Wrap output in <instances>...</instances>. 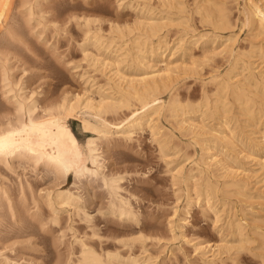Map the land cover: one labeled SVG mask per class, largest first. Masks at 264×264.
Here are the masks:
<instances>
[{"label":"bare ground","instance_id":"6f19581e","mask_svg":"<svg viewBox=\"0 0 264 264\" xmlns=\"http://www.w3.org/2000/svg\"><path fill=\"white\" fill-rule=\"evenodd\" d=\"M161 1L164 3V5L167 4L170 5L172 8L175 7L176 12L178 10L182 11V12L178 11V13L180 12L183 14L185 13V11L191 13L190 11H188L189 9L187 7L189 3L187 2L188 5H186L185 0H161ZM196 1L198 2V0ZM210 1L213 0H204L203 3H200L195 7L196 12H198V14L201 15L200 17H202V19L201 18L200 19L201 20L207 19L208 21L211 22L212 26L221 29L222 31L232 28L234 32L235 24L231 18L232 16L231 10L226 5L227 3L223 4V0H222L221 2L222 5L215 6V3L213 4ZM50 3L51 0H0V264H30L33 261L31 257L24 259L23 253L22 255L19 254L23 250L22 247H24L26 239H28V238L26 239L22 238L24 240H21L19 238L26 235L27 236L30 235L31 237V234L35 233L34 231L35 227L37 228L36 231L38 229H41L42 231H48L49 229H52L51 227L49 228L47 226L48 223L51 222L52 227L53 224L55 226H60L59 230L56 229L57 231H61L60 238L65 237L66 235L65 230L66 229L71 230L72 227L70 224L69 225L65 224L66 226L63 225V221L60 217L61 209L67 207L73 208L74 211H77L78 213L82 212V216H85V218L86 217L90 218L89 213L86 212V210H83L82 208L79 207V203L81 202V196L79 194L80 191L79 192H76L77 190L74 191L75 189H77V187L73 190V188L70 187L55 188L56 187L55 186L53 189L50 187L42 188L41 186V188L39 189L40 185L37 184V182L35 183L31 182V180L28 178L29 176L25 177V179H22L20 174L16 187H13L12 186L13 184L11 185V183L9 182L10 179L4 175L5 171L6 173H8L7 171H9L10 174H12L11 172L14 171L16 172L19 168H22L23 171H25L26 168L32 166L33 168L32 167L31 168L36 172L39 169H43L42 171L45 175L53 174L55 177L57 176L67 177L68 173L72 171L74 172L75 177L78 179V181H80V183L83 182L82 181L83 178H87V177H90L91 179H101L103 180L104 184L107 186L109 193L113 196L110 211L113 214H117L119 217L124 219H129V220L138 219L137 213L134 210V207L132 206L130 200H128L122 194L121 190L123 189V186L121 185V181H120L121 178L118 176L111 177L110 175L109 176L111 178H108L107 176L108 174L104 173V171L106 170L103 169L105 162L104 161L105 150L102 146L103 140L104 141L106 140V143L108 144L109 142L110 144L112 138L115 137L114 134H121L123 137L120 138L124 140L132 139V136L135 133V129L139 127H143L144 125H148L149 127H151L153 132L152 134L156 136L155 134L161 132L163 127L159 125L160 123L158 121L160 120L161 117L164 116L167 118H172L175 124L177 125V127L181 130V133L182 131L183 132L185 131L186 134L189 132L193 134L192 136L194 138L198 139L201 138V136H203L202 138L203 141L206 140V142L207 141L213 142L214 145H217L218 143H226L232 145L231 147H233L236 146L234 141L235 140L234 136L231 135V133L228 134L229 132H232L229 124L231 120L230 117H227L226 114L234 113L233 112L234 103H237L239 105L238 108L240 110L239 113L250 114V115L255 114L256 109L258 110L259 107V106L256 107L258 100L255 99L256 97H259V100L261 98L262 103L264 104V71L262 70L260 71L259 69H258L259 71H256V65H254L255 62L251 60V57L254 58L257 55L254 54L255 56L253 57V54L248 53V50L245 51L241 49L242 47L241 48L237 47L236 45L237 37L236 35H234V33L229 35L228 38L224 41L225 45L221 50L216 52V50L212 48L214 49L212 55L215 56V54L217 55L220 54L223 57H226L230 61V67L226 70L225 73L223 72L224 74L217 72V74H214L212 76L211 80L215 82V87H214L215 91L213 90L216 96V97L214 96L215 99L210 101L209 95L205 90V88L203 87L204 88L203 96L197 103L196 102L192 103L191 100L187 102H183L180 98L181 94L179 95V92H177L176 85L182 74L186 75L187 73L197 72V67H198L197 64L194 61L192 63H186L185 61L179 63V62H173L172 59H170L164 64V66L159 67L157 63L155 62L153 63L150 61L151 59L150 60L148 59V57L154 58L159 56L161 60H163V57H165L166 55L165 53L167 52V50L170 49V51L171 50L174 51V49L170 48V42H169L170 40H167L165 35L160 34L163 28L167 26H169L170 28V26H172L171 24L174 23L173 19L165 18V16L158 18V16L155 17L154 15L151 16L148 15V17L142 18L137 21L138 27L141 29L140 31H142V33L140 32L141 34L138 35L136 34L132 37H129L131 35H129L127 31L126 32L124 31L123 28L124 25L122 27L120 25H112L111 27L112 29H115L114 31L116 32V34L113 33L114 35L110 36L112 38L106 39V36L102 31V27L96 24V22L99 21L100 19L98 20L97 18H94L95 16L93 17L92 15L89 16V14L88 16L84 14L78 16L75 14V12L74 14H71L72 12H70L69 16L66 17L64 16L65 17L64 18L63 15L57 11V7L50 5ZM147 5L149 6V4ZM151 7L154 6L152 5ZM171 7L169 9L170 11H171ZM151 9L152 11L154 10L153 8ZM149 11L152 12L151 10ZM79 13H81V11ZM186 15L187 14H185L184 17H186ZM240 15L241 17H239L238 20H241L242 23L241 25L243 27L248 28V32L251 34L252 38L257 39V41L258 39L262 40L260 41L261 44L260 47L257 48L259 49L258 51H260L259 54L260 58H262V61L264 62L263 0H244V4L242 5ZM184 17L181 18V20L177 19L179 24H183V21L185 20L182 21V19H184ZM189 18L187 17L186 22L189 20ZM73 19L74 21L77 22L78 25L82 26L83 33L81 32V34L84 35V38L82 36L83 38V40H81L82 42L78 40L77 41L80 42L79 45L80 47H82L84 54L83 57L88 59L91 58L94 65L100 64L101 66H103V68L104 67L109 68L108 73L110 72V74L107 73L108 74L106 77L107 81L104 84L101 85L99 84L102 93L98 99L95 98L90 93L83 92V94L80 93H75L73 95L64 94L62 98L60 97L61 99L58 98L59 101L54 100V102H51L52 101L51 100L50 101L51 103L50 102L47 103L48 102L47 100L45 104H42L41 99L38 97L42 93V91H38L36 90V88L34 89H31L30 87H29L30 89L28 88L29 86L28 81L30 77L32 78L31 71L34 62H32V60L30 61L27 54H24L23 51L24 49H26L27 51L33 53L34 55L33 58L35 59L34 61L40 58L39 53L31 48L33 46H30V43L32 44V42H28V37H29L28 35L35 37L40 43L46 45L47 48L51 49L55 54V51L58 48L56 46L57 42H53L49 44L50 40L52 38H55V36L59 34L61 30H64L67 33H69L70 30L66 25V23L70 22ZM169 22H173V23L169 25ZM191 25L189 24V27ZM47 28L50 29V31H48ZM171 28H173V26ZM180 28L181 27H178V29ZM192 30L194 31L193 28ZM48 32H51L52 34L48 35L49 34ZM193 33L195 34V31ZM109 34L111 35L110 32ZM127 35L129 38L124 39ZM200 36L202 37L205 35H200ZM116 37L118 39H115ZM156 37L157 39H155ZM196 37L198 38V36ZM217 37L218 36H216V38ZM180 39H181L180 40L181 43L182 40H184V38L180 37ZM115 40H118V42L121 41L122 44L119 43L118 45V43H116ZM155 40H157V43ZM113 43H116L117 45V47L113 49L117 53L116 55L117 59H113V60H111L112 58L109 59L108 58L109 56L102 57L101 53H97V52L94 53L87 46L88 44H92V48L94 46L95 49L101 50L103 47L105 48L107 47V49L108 47L110 48V46L114 45ZM183 43H185V40ZM179 45L177 44V46ZM173 51H172V57L176 52ZM252 51L254 52V50ZM120 57L123 59H128L130 57L131 59H134V62L136 60V62H138L140 66L144 68V71L135 76H130V75L128 76L118 68L120 64L117 65V61L121 60ZM97 67H99V65ZM16 68L20 69L21 74L18 75L15 73ZM102 70L103 69H101V71ZM237 70L238 71L240 70V72H242L243 74H245L244 72L246 71L248 72V75L242 76L244 77V79L243 78L239 79L240 74L235 73ZM101 73L103 74V71ZM238 74L239 76L238 78H236ZM183 77L185 76L183 75ZM106 78H104V80ZM166 89L173 90V92L171 91L172 93L168 100L163 99L161 96L162 92ZM259 89L263 90L261 91L262 93L259 92ZM228 92H230L231 94L232 97L231 100L229 99L230 96L229 97L226 96ZM223 93H225V96L223 95ZM261 106L264 109V106L263 105ZM193 112H200L203 115L223 114L224 116L225 114L226 117L225 118L221 117L222 119L220 120L219 126L217 128H211L210 126L207 127V125L204 123L194 122L192 117L187 115ZM76 113H78V115L81 114L80 117L83 123V127L87 131L93 133V136H90L88 138L85 147L79 145L74 132L72 131L70 125L68 124L69 122H67L68 117L70 116L72 117V115H75ZM110 113L111 114L113 113L114 115L120 114V116L110 117L109 116ZM159 134L161 135V133ZM156 137L158 138V136ZM162 138L163 137H161L160 139ZM252 140L255 143L254 145H257L259 147L261 146L260 147L261 149H259L258 151L260 152L263 150L262 152L264 153V134L261 136H255L252 138ZM161 143H163L164 145L163 146L162 144H160L161 149L163 150V148L166 146L165 145L166 142L165 144L164 142ZM199 143L200 142H198V144ZM165 148H164L165 152L168 151L169 147L167 148V150ZM203 149L207 151L208 157L207 158L203 157L201 158V160H199L202 162V164L201 167L199 168L200 170L198 171H200L202 177L205 178L206 180L205 183L208 190L203 189L204 192L200 193L199 190L197 189L198 191H196V194L198 193V198L203 197L204 200L207 202L206 204L209 205L208 208L211 207L213 210L211 208L210 209L213 212L215 211L214 214H216L215 216L217 217L216 219L218 221L220 220L222 212L220 211L219 208H217L218 206L214 207L215 204H213V202L211 201L214 195H216L215 193H217L220 190L219 188H217L216 185L217 183L216 184L213 183V181L210 179L211 177H213L212 175L214 173V169L219 168L217 169L218 171L220 169H225V171L234 175L235 177H232V179L230 177L229 178L230 180L226 181L225 185L230 186L231 188L234 187L238 189L239 193L241 192L244 194L247 192L248 186H250L249 185L250 181L247 182L244 179V177H237V176H239L241 173H243V175L249 174L250 173L249 171H251L252 168L250 167L251 168L250 169L245 166H243V168H234L230 164L231 162L228 163L222 158H219L218 157L219 155H217L216 152L212 153L213 152L212 144H206V147H204ZM246 153L247 154L244 155V158H248L250 159V161L251 160L257 161L256 163L259 164L258 165L259 169L263 170L262 172H264V157L248 154V152ZM87 158H90L91 164L86 163ZM82 160L83 162L80 163ZM254 169L255 168H253V170ZM261 170L259 171L261 172ZM225 171L223 170V173ZM259 171L257 172V174L259 173ZM174 173L175 175L173 174V177L175 179L176 178L178 179V177L181 178V176L184 177V171L182 167L180 169H177V171L175 170ZM114 175L115 174H113V176ZM225 176L226 175H224V177ZM220 177H222V175H220ZM41 178H45V177L42 176ZM184 181H186L185 182L187 183L186 185L189 184V180L185 179ZM189 195L187 201H188V205H191L193 199ZM31 203L34 205V209L32 211H30ZM45 209L50 212L47 215V217L45 215L46 214ZM173 209H174L173 218H175L179 212V208H173ZM187 212H189V210ZM49 215L51 216L50 219L48 218L50 217ZM255 220L253 222H255ZM257 221H259L258 218ZM172 222L171 224H173ZM173 226L174 225L171 226L172 231H173ZM229 226L235 238L233 242L227 241L222 244H217L216 245V247H218L217 252H216L217 249L212 250L213 248L211 249L212 252H210L211 250L209 249L208 245L201 246V253L208 261L211 262L214 261L216 258H218V255L220 256L222 250L225 249L224 251L226 253L228 251L229 253L230 251H233L234 252L233 254H235L232 255L230 253V256H232L231 257L232 264H241L239 262L240 259H238L241 257V256L238 257L240 255V252L244 250L249 252L253 251V248L250 247L251 242H253L251 241L252 236L249 235L250 232H247L246 230L247 227H245L243 221L242 222L239 220L229 221ZM256 228L257 227H254L255 230ZM253 233L251 235H253ZM37 234L39 233L37 232ZM30 237L29 239H31ZM259 237H261L260 234ZM11 239L12 241H9ZM261 239H262V243L260 244L259 247L260 252L258 251L260 253V255L259 254L258 255L259 257H261V259L259 260L260 262L258 264H264V252H261V249L264 251L263 234ZM61 240L63 242V239ZM85 240L86 239H83L82 237H75L74 241H72L70 244L68 243L70 246H69V250L67 248V250L69 251L68 253L69 257L67 256L68 259L66 261L67 264H113L114 259L122 258V255L119 252L114 253L111 251L108 253L106 252L105 253L106 255H104L103 253L95 249L93 246H91V244L87 243ZM55 241L57 242V239ZM126 241L127 240H125V242ZM27 242L29 244H33L31 240H28ZM74 243L79 244L80 247L79 253L77 255L75 254V252L77 251L74 252ZM19 248L22 249L21 252H18ZM8 251L11 252L15 251L17 257L10 256L9 254L10 252ZM74 255L76 256V258L74 257ZM22 258L24 259L23 262L21 261ZM143 258H141L140 255H135V254L128 257V259L132 260L133 263L134 262L138 263V261ZM152 258L153 256L151 255L150 257L145 255L146 264H154L155 261L153 262L154 259L151 260ZM26 260L28 262H25Z\"/></svg>","mask_w":264,"mask_h":264},{"label":"rangeland","instance_id":"374dc122","mask_svg":"<svg viewBox=\"0 0 264 264\" xmlns=\"http://www.w3.org/2000/svg\"><path fill=\"white\" fill-rule=\"evenodd\" d=\"M52 1L53 0H51L50 5L54 7L56 6L57 11L61 13L63 17L69 16L70 12H72L71 14H74L75 12V14L78 16H81L83 14L88 16L89 14V16L92 15L93 17L95 16L94 18H97L98 20L100 19L99 21L96 22V24L102 27V31L105 34L106 39L112 38L110 36H113L114 35L113 33L116 34V32L114 31L115 29H112L111 27L112 25H120L121 27L124 25L123 26L124 31L125 32L127 31V33L131 35L129 37H132L136 34L138 35L142 33V31H140L141 29L138 27L137 21L142 18L148 17V15L149 16L154 15L155 17L158 16V18L165 16V18L173 19L174 23L169 22V25L173 23L171 24L173 28H171L172 26H170V28L169 26H167L163 28L160 32L161 35L166 36L167 40H170L169 41L170 48L176 51L173 57H172L173 50L170 51L169 49L165 53L166 55L165 57H163V60H161L159 56L154 58L148 57V59L149 60L151 59L150 61L153 63L154 62L157 63L159 67L164 66V64L170 59H172L173 62L180 63L182 61H185L186 63H192L194 61L197 64L198 67H197V72H195L196 74L195 73H187L188 75L182 74L176 85L177 92H179V95L181 94L180 98L183 102H187L191 100L192 103L195 102L197 103L203 96L204 88L209 95L210 101L215 99L216 97L214 94L215 82L211 80L212 76L214 74H217V72L224 74L226 70L230 67V61L226 57H223L220 54L218 55L215 54V56L212 54L214 49L216 50V52L221 50L225 45L224 41L228 38L229 35L233 33L237 37L236 38L237 47L239 48L242 47L241 49L245 51L248 50V53L253 54V57L257 55L254 58L251 57V60L255 62L254 65H256V71L259 70L264 71V67H263L264 62L262 61V58H260L259 55L260 51H258L259 49L257 48L260 47L261 45L260 41L262 40L258 39L257 41V39L252 38L251 34L248 32V28L243 27L241 25L242 24L241 20H238V18L241 17L240 11L242 9V5L244 4V0H223V4L227 3L226 5L231 10V14H232L231 18L235 24L234 32L232 28L222 31L221 29L212 26L211 22L208 21L207 19H205L206 21L201 20L202 17H200L201 15L198 14V12H196L195 7L200 3H203L204 0H198V2L196 0H188V1L185 0L186 5H188L187 2L189 3V5L187 6L189 10L188 9L187 10L190 11L191 13L185 11V13H183L184 15L180 13L182 11L178 9L177 10L180 11L179 12L180 14L178 13V11L176 12L175 7L174 9L170 5H167L166 3H165L166 5H164V3L161 0H160L161 2L159 0H150V1L149 0H54L53 2ZM210 2L213 4L215 3V6L222 5L221 3L222 0L220 1L213 0ZM147 4H149V6ZM152 5L154 7H151ZM170 7L172 12L169 10ZM151 8L154 9L153 10L154 12L152 11ZM148 9L151 10L152 12H150ZM80 11L82 14L79 13ZM167 11L170 12L168 13ZM185 14H187L188 16L186 15V17H184ZM183 17L184 19H182V21L183 20L185 21H183V24H179L178 20L179 19L181 20V18ZM187 17L190 18L186 22ZM188 23L190 25L192 24L190 26L191 28L189 27ZM66 25L68 26L70 32L67 33L66 31L61 30L60 31L61 33L59 32V34H57L55 38H52L49 43L51 44L53 42H57L56 46L60 48V49L57 48V50L55 51V54L57 55H55L51 49L47 48L46 45L40 43L35 37L31 35H28L29 36L28 42H32V44L30 43V46H33L31 48L39 53L40 58L34 61L35 59L33 58L34 56L33 53L27 51L26 49H24L23 51L24 54H27L29 60L30 61L32 60V62H34L31 71L32 78L30 77L28 81V85H29L28 88L29 87L31 89L36 88V90L42 91V93L38 96L41 99L42 104H45L47 100H48L47 103H49L51 100H52L51 102H54V100L59 101L58 98L60 97L62 98L64 94L67 95L68 94L73 95L75 93L83 94V92L90 93L91 95H93L95 98L98 99L102 93L99 84L100 85L104 84L107 81L106 78L107 75L110 74V72L108 73L109 68H105V67L103 68V66H101L100 64H98L99 67H97L98 65H94L91 58L88 59L83 57L84 56L83 50L82 47H80L79 45V43L82 42L81 40H83L84 38V35L81 34L82 26L78 25L77 22L74 21V19L71 20L70 22H67ZM178 27L181 28L178 29ZM48 28L47 30L50 31V29ZM192 28L194 29L195 34L193 33L194 31L192 30ZM190 29L192 32L190 31ZM109 32L111 33V35L109 34ZM48 33H49L48 35L52 34L51 32ZM200 35H205V36L201 37ZM194 36L195 37L198 36V38L197 37L195 38ZM216 36L218 37L216 38ZM129 37L127 35L124 39H127ZM180 37L184 38L185 43H183L184 40H182L181 42L182 44L180 43L181 40ZM115 39L118 38L116 37ZM155 39H157V37ZM77 40L80 42H78ZM155 41L157 43V40ZM189 41L192 43V45ZM115 42L118 43V45L119 43H121V41L118 42V40H115ZM116 43H113L115 46L114 45L110 46V48L108 47V49L107 47L106 48L103 47L101 50L95 49L94 46L92 48V44H88L87 46L94 53L96 52L101 53L102 57L109 56L108 58L109 59L112 58L111 60H113V59H117L116 57L117 53L113 50L115 47H117ZM176 43L178 45L180 43V45L177 46ZM252 50H254V52ZM123 58L120 57L121 60L117 61V65L120 64L118 68L123 73L127 74L128 76L129 75L135 76L144 71V68L141 67L140 64L136 62V60L134 62V59H131L130 57L128 59H123ZM101 69H103L102 70L103 74L106 73L105 74L106 76L101 73L102 72ZM240 70L239 71L237 70L238 72L237 71L235 72L240 74V76L238 74L236 78H238L239 76V79L242 78L244 79V77L242 76L248 75V72L245 71L244 72L245 74H243L242 72H240ZM15 73L18 75L21 74L20 69L16 68ZM183 75L185 77H183ZM104 78L106 79L104 80ZM100 80L103 82H101ZM171 91L173 92V90H169V89L164 90L161 95L162 98L168 100L171 96L172 93ZM261 91L263 90L259 89V92ZM223 95L225 96V93H223ZM226 96L228 97L230 96L229 99L231 100L232 97L230 92H228ZM255 99L256 100L258 99L256 107L259 106L258 110L256 109L255 114L250 115V114L239 113L240 110L238 109L239 105L237 103H234L233 105L234 113L226 114L227 117H230V120L232 122V123L229 122V124L231 131L233 133L229 132L228 134L231 133V135L234 136L235 139L234 141L236 145L233 146L234 149L233 147H231L232 145L226 143H218L217 145H214L213 142L210 141L206 142V140L203 141L202 139L203 136H201V138H198L199 139L198 140L197 138H194L192 136L193 135L192 133L188 132L186 134L185 131L184 132L182 131L181 133V130L177 127L173 119L164 116L161 117L160 120L158 121L160 123L159 125L161 127L163 126L162 130L160 128L161 132H159L161 133V135L159 133L158 134L160 136L158 134H155L156 136H158L159 139L163 137L160 140L156 136H154V134H152L153 133L152 129L148 125H144L143 127H139L135 129V133L132 136V139L124 140L120 138L123 137L121 134H114L115 137L112 138L110 144L108 141L107 144L106 140L105 141L103 140L102 146L105 150L104 153L105 168L103 167V169L106 170L104 171V173L108 174L107 175L108 178L117 177V176L121 178L120 181H121V185L123 186V189L121 190L122 194L128 200H130L138 216V219H134V220L131 219L132 221L129 219L121 218L117 214H113L110 211L113 196L109 193L107 186L104 184L103 180L101 179H91L90 177H87V178H83L82 180L83 182L80 183V181H78V179L75 177L74 172L72 171L68 173L67 177L65 176L55 177L53 174L45 175L42 171L43 169H39L36 172L35 170L32 169L33 168L32 166H29L30 168L29 167L26 168L25 171H23L22 168H19L16 172L15 171L11 172L12 174H10L9 171H7L8 173H6L5 171L4 175L10 179L9 182L11 183V185L13 184L12 185L13 187H16L19 174L22 179H25V177L29 176L28 178L31 180V182L33 183L37 182V184L40 185V186L38 185L39 189L41 188V186L42 188L50 187L53 189L55 186H56L55 188L70 187L73 188V190L77 187V189H75L74 191L76 190H77L76 192L80 191L79 194L81 196V202L79 203V207L82 208L83 210H86V212H88L90 215V218L86 217L88 219L87 220L85 216H82V212L78 213L77 211H74L73 208L67 207L61 209L60 217L63 221V225L70 224L72 227L71 230L68 229H66L67 231L65 230V234H66L65 237L60 238L61 231L56 230V229L59 230L60 226H55L53 224L52 227L51 222H49L50 225L48 223L47 226L49 228L51 227L53 230L49 229L48 231H42L41 229H38L36 231L37 228L35 227L34 230L35 233L31 234V237L30 235L29 236L26 235L19 238L21 240H24L22 238L25 239L28 238L26 239L25 242L26 245L24 244V247H22L23 250L21 248L18 249V252H21L22 250V252L19 254L22 255L23 253L24 259L31 257L33 261L31 260L32 262L30 264H53V263L67 264L66 261L69 257L68 256L69 255L68 250L70 246L69 244L72 241H74L75 237H82L83 239H86L85 241L87 243L91 244V246H93L95 249H97L99 252L103 253L104 255H106L105 254L106 252L108 253L111 251L114 253L115 252L121 253L122 258L114 259L113 264H146L145 255L149 257L150 255L153 256L151 260L154 259L153 260V262L155 261L154 264H230L232 262L231 260L232 256H230V253L232 255H235L233 254L234 253L233 251H230V253L228 251L226 253L224 249L222 250L220 256L218 255V258H216L214 261L211 262L208 261L202 255L201 246L208 245L210 250L212 248H213L212 250L214 249L216 250L218 248L216 247L217 244H222L227 241L233 242L235 238L231 232L229 221L239 220L241 222L243 221V224L245 225V227H247L246 229L247 232H250L249 235L252 236L251 241H253L250 244V247L253 248V251L251 252L245 250L241 251L242 253L240 252V255L238 256V257L241 256L240 258H238L240 259L239 262L241 264L243 263L258 264L260 262L259 260L261 259V257H259L260 255L259 247L260 244L262 243L261 237L262 234L264 235V175H263L264 172H262L263 170L259 169L258 166L259 164L256 163L257 161L254 160L250 161V159L244 158V155L247 154L246 152H248V154L264 157L263 155L264 153L262 152L263 150L260 152L258 151L259 149H261L260 148L261 146L259 147L257 145H254L255 143L252 140L253 137L261 136L264 134V119H263L264 109L261 106V105L264 106V104L262 103L261 98L260 100L259 97H256ZM187 115L192 117L194 122L204 123L207 125V127L210 126L211 128H217L219 126L220 120L226 117L225 114L224 116L223 114H219V115L216 114L217 116L215 114L203 115L200 112H193ZM80 116L81 114L78 115V113H76L75 115H72V117L71 116L68 117L67 122H69L68 124L70 125L72 131L74 132L79 145L85 147L88 138L90 136H93V133L87 131L83 127V123ZM109 116L117 117L120 116V114L114 115L113 113L112 114L110 113ZM161 142H164V144L166 142L165 144L166 148L165 147L164 148L167 150V148L169 147L168 151L165 152L164 148L163 150L161 149L160 144L163 145V143ZM198 142L200 143L198 144ZM206 144H212V151H213L212 153L216 152V154L219 155L218 156L219 158H222L228 163L231 162L230 164L234 168H243V166L247 168L250 167L252 168V169L250 168L251 171H249L250 172L249 174L243 175V173H241L242 176L241 174L237 176V177H244V179L247 182L250 181L249 184L250 186H248V190L244 194L241 192L239 193L238 189L234 187L231 188L230 186L225 185V182L230 180L229 179L230 177L231 179L232 177H235L234 175L228 173L227 171H225V169H220L221 171L217 170L219 168L214 169V173L212 175L213 177H211L210 179L213 181V183L215 184L217 183L216 184L217 188H219L221 191L218 189L219 191L215 193L216 195L213 194L214 197L211 199V201L213 202V204H215V206L214 205L213 206L214 207L218 206L217 208H219L220 211L222 212V213L220 212L222 218L220 217V220L218 221L216 219L217 217L215 216L216 214H214L215 211L213 212L212 211L213 209L211 207L210 208L212 210L208 208L209 205L206 204L207 202L204 200V198L203 197L198 198V193L196 194V191L198 190L200 193H202L204 192L203 189H207L205 183L206 180L204 177H202L200 171H198L200 170L199 168L201 167L202 164V162L199 160H201V158L203 157L204 158L208 157L207 151L203 149L204 147H206ZM82 162L83 160L80 163ZM90 162H91L90 158H87L86 163H90ZM181 167L183 168L184 171V177L181 176V178L178 177V179L177 178L175 179L173 177V174L175 175L174 173L175 170L177 171V169H180ZM253 168H255L254 169L255 171L259 169L261 170V172L258 170L259 173L257 174L258 171L255 172ZM223 170L227 174L225 172L223 173ZM113 174L115 175L113 176ZM214 174L215 175L219 174V175L215 176ZM220 175H222V177H220ZM224 175H226L225 176L226 178L224 177ZM252 175L254 176L256 175V176L254 177ZM42 176H44L45 178H41ZM183 178L184 180L185 179L189 180L188 185H186L187 183H185L186 181H184ZM188 195L191 196V198L193 199L191 205H188V201H187ZM192 196L195 198H193ZM30 205H31L30 211H32L34 209V205L32 203ZM173 208H179V212L175 218H173V213H174ZM187 209L189 210V212H187L188 211ZM45 212H46L45 215L47 217V215L50 212L46 209ZM48 218L50 219L51 216ZM257 218L259 221H257ZM254 220L255 222H253ZM171 222L173 224H171ZM247 222L250 224H248ZM251 222L254 225H252ZM172 225H174L173 231L171 230ZM251 227L253 229L254 227H257L258 229L256 228V230L254 229L255 230L254 231ZM37 232L39 234H37ZM251 232L252 233L254 232L253 235H251L252 234ZM259 234L261 235V237H259ZM29 237L31 239H29ZM56 239L57 242L55 241ZM61 239H63V242ZM28 240H31L34 245L29 244L27 242ZM125 240L127 241L125 242ZM9 241H12V239ZM79 250H80L79 244L74 243V252L77 251L75 252L76 255L79 253ZM212 250L210 252H212ZM217 251L218 249L216 250V252ZM8 252H10L9 253L10 256L17 257L15 251L12 252L8 251ZM261 252L264 251L261 249ZM134 254L140 255L141 258L143 257L144 258L140 259L141 261L139 260L138 263L137 262L133 263V261L128 259V257ZM74 257L76 258L75 255ZM23 258L21 259L22 262L24 261ZM25 262L28 261L26 260Z\"/></svg>","mask_w":264,"mask_h":264}]
</instances>
